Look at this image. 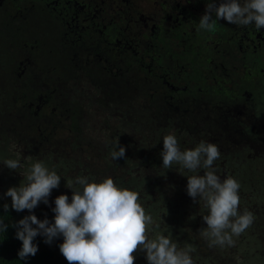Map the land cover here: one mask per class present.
Here are the masks:
<instances>
[{
	"label": "trees",
	"instance_id": "1",
	"mask_svg": "<svg viewBox=\"0 0 264 264\" xmlns=\"http://www.w3.org/2000/svg\"><path fill=\"white\" fill-rule=\"evenodd\" d=\"M52 56L44 57L42 66L50 64L52 68L43 69V79L41 75L35 80L18 81L14 75L12 80L10 69L0 62V164L4 173L8 171L4 161L18 160L14 153L22 151L31 161H43L50 171L55 170L61 177L60 187L67 188L80 176L89 182L111 177L119 187L139 193V202L155 222L149 226V238L162 232L180 248L191 245L195 264H264V132L245 130L247 121L243 128L233 126L238 119L225 117L219 110L205 116L184 106L178 112L180 118L164 117L165 105H152L146 86L126 82L115 71L90 74L60 69ZM73 72L77 74L71 76ZM133 86L140 91L135 92ZM68 108L72 111L67 112ZM253 122L258 125V118ZM92 123L98 127H89ZM86 130L102 134L100 143L86 137ZM167 134L176 136L181 150L193 149L201 141L219 147L221 156L213 165L216 174L240 183L239 212L247 209L255 217L250 228L233 237L235 246L209 247V241L198 232L207 227L202 217L208 209L202 199L194 203L187 195V176L203 175L206 170L192 173L178 164L164 169L160 153ZM117 139L126 154L113 160L110 153ZM87 157L96 167L84 160ZM7 185L5 179L0 182L4 194ZM48 199V205L41 202L32 213H17L11 209V198L0 196V220L10 225L34 214L41 221L54 222L56 198ZM5 203L9 205L7 213L3 211ZM15 234L13 227L0 233V264H68L59 251L62 237L48 245L44 237L37 236L33 243L38 252L25 261L18 257L22 242ZM138 253L147 264L145 254ZM135 264H140L137 258Z\"/></svg>",
	"mask_w": 264,
	"mask_h": 264
},
{
	"label": "flooded vegetation",
	"instance_id": "2",
	"mask_svg": "<svg viewBox=\"0 0 264 264\" xmlns=\"http://www.w3.org/2000/svg\"><path fill=\"white\" fill-rule=\"evenodd\" d=\"M207 2L0 0V62L18 81L43 79L47 55L60 69L115 71L146 86L164 117L219 110L264 132V29L220 20L215 32L200 30Z\"/></svg>",
	"mask_w": 264,
	"mask_h": 264
},
{
	"label": "clouds",
	"instance_id": "3",
	"mask_svg": "<svg viewBox=\"0 0 264 264\" xmlns=\"http://www.w3.org/2000/svg\"><path fill=\"white\" fill-rule=\"evenodd\" d=\"M220 20L238 26L254 24L257 30L264 29V0H221L218 6L215 0H208L199 29L215 32ZM125 154L126 148L117 139L111 158L122 159ZM160 156L164 169L178 164L192 173L201 168L206 170L203 175L187 176V195L194 203L197 198L202 199L208 209V214L202 217L207 227L198 232L209 241V247L235 246L233 237L250 228L255 217L247 209L242 214L239 212L240 183L231 176L221 179L216 174L213 165L221 156L219 147L201 141L193 149L181 150L176 136L167 134L163 137ZM4 165L13 171L22 167L14 159L5 160ZM24 178L26 183L10 187L4 194L11 198V209L17 213L24 210L32 213L41 202L48 205L52 190L61 181L60 175L50 171L43 161L33 162ZM67 188L72 191L71 202L67 195L56 197L52 208L54 222L47 218L41 221L34 214L10 225L0 220V233L9 227L16 229L15 238L22 242L18 251L20 260L36 255L38 245L33 241L41 236L48 245L63 238L59 251L68 264H135L137 252L145 254L147 264H195L191 245L180 248L162 232L149 238V226L155 222L139 202L138 192L119 187L111 177L89 182L87 177L80 176L69 182ZM3 211H9L7 203Z\"/></svg>",
	"mask_w": 264,
	"mask_h": 264
},
{
	"label": "rangeland",
	"instance_id": "4",
	"mask_svg": "<svg viewBox=\"0 0 264 264\" xmlns=\"http://www.w3.org/2000/svg\"><path fill=\"white\" fill-rule=\"evenodd\" d=\"M72 111V109L71 108H68L67 109V112H71ZM95 113H98V112H95ZM68 116H72V113H69L68 114ZM91 117H93V116H91ZM93 124V123H92ZM96 125V127H98L97 126V124L96 123H94L93 125H91V126H89V127H94ZM96 130H98V129H96ZM86 137H87V135H88V137L90 138V139H92L95 143H97V144H99L100 143V141H101V139L103 138L102 136V134H99V133H96V132H93V130H90V131H87L86 130ZM22 148H23V146H22ZM22 151H15V153H14V156H16V158L18 159V160H22L24 163H21V165H22V167L21 168H18V169H16L15 171H13V170H10V169H8V171H7V173H4L3 172V168L1 167V165L2 164H0V182L3 180V179H5L6 180V182L8 183V185L7 186H9L8 188H7V190L10 188V187H19V185L21 184V183H26V180H25V174L27 173V171H28V169L30 168V163L32 164L33 163V161H31V157H29V156H27V154H25L24 152H22ZM84 160L89 164V165H91V166H93V167H96V166H94V164H93V162L91 161V160H88V157L85 159L84 158ZM21 161V162H22ZM6 186V187H7ZM4 190H5V188H2L1 186H0V196H4L3 194H4ZM59 195H67L68 197H69V202L71 201V196H72V192L68 189V188H64V187H58L57 189H53V193L51 192V195L49 196V197H52V198H56V197H58ZM135 256H136V258H137V260H138V263H140V264H143L141 261H142V259L140 258V256H139V253L137 252L136 254H135Z\"/></svg>",
	"mask_w": 264,
	"mask_h": 264
}]
</instances>
